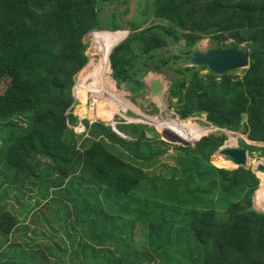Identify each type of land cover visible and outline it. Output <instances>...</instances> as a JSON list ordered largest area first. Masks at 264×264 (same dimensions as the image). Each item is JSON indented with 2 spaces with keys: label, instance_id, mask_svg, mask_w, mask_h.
<instances>
[{
  "label": "trees",
  "instance_id": "obj_1",
  "mask_svg": "<svg viewBox=\"0 0 264 264\" xmlns=\"http://www.w3.org/2000/svg\"><path fill=\"white\" fill-rule=\"evenodd\" d=\"M112 1L0 0V85L8 80L0 93V195L10 199V191L21 193L13 196L16 205L0 201V235L7 242L18 222L6 209H18L23 216L32 211L21 200L25 190L43 199L51 193L82 197V205L91 210L95 203L87 201L100 194L103 209H109L112 195L162 194L158 198L165 202L157 198L149 207L151 221L159 223L151 233L153 252L160 257L155 264H264V212L248 210L257 189L255 202L264 206V173L257 177L251 168L212 165L211 155L227 140L224 134L208 135V128L188 122L173 125L167 131L195 144L173 147L177 166L162 180L158 173L166 168L159 165L169 148L158 135H146L148 129L153 131L148 125L85 121L86 133L73 129L84 122L73 114V88L89 61L85 39L91 32L107 31L95 36L100 60L107 61L114 47L112 78L118 87L126 84L135 93L146 88L149 72L169 64L170 58L158 56L168 45L167 37L184 40L187 61L193 47L210 38L217 49L248 51L249 67L241 77L235 71L217 75L206 66L176 68L169 107L180 119L205 114L212 127L240 132L264 145V0H141L125 38L118 32L125 28L119 13L112 11L102 19L103 6ZM88 74L79 81L103 73L98 67L93 77ZM78 84L76 94L84 98L87 91ZM110 85L108 79L107 88L118 95ZM117 111L111 107L109 116L116 118ZM229 143L235 146L236 140ZM239 144L250 157L254 152L264 156V147L244 140ZM52 203L64 204L55 200L48 206ZM170 236L183 246L175 256L168 252ZM22 249L18 258L31 264L33 252ZM130 257L103 264L154 261ZM71 263L95 260L90 254L86 261Z\"/></svg>",
  "mask_w": 264,
  "mask_h": 264
},
{
  "label": "crops",
  "instance_id": "obj_2",
  "mask_svg": "<svg viewBox=\"0 0 264 264\" xmlns=\"http://www.w3.org/2000/svg\"><path fill=\"white\" fill-rule=\"evenodd\" d=\"M172 153L176 154L175 151ZM171 163L177 166L175 162ZM163 164L168 163L162 160L160 165L164 167ZM17 192L19 194L13 191L10 199L1 198L0 195L1 203L14 202L16 205L13 196L21 195L20 191ZM25 192L26 195L20 198L30 204L32 211L23 216L18 209H6L18 222L7 242L0 235V264H22L23 260L18 258L22 248L33 252L31 264H72L71 261L75 259L88 260L90 254L95 264L112 263L129 256L154 258V261H144L143 264H155L160 259L153 252L151 235L152 229L158 227L159 223L157 220L151 221L149 207L162 194L138 192L129 197L118 198L112 195L109 209H103L104 197L100 194L87 201L95 203L91 210L82 205L85 202L82 197L72 198L67 194L51 193L43 199L34 192ZM55 200L64 204L60 206L52 203L48 206ZM73 201L81 204L73 206L70 204ZM255 201L256 195V205ZM138 234L143 240L140 243L143 246L139 248V244L134 243ZM168 248L169 254L175 256V251L182 250L183 246L179 239L170 236Z\"/></svg>",
  "mask_w": 264,
  "mask_h": 264
},
{
  "label": "rangeland",
  "instance_id": "obj_3",
  "mask_svg": "<svg viewBox=\"0 0 264 264\" xmlns=\"http://www.w3.org/2000/svg\"><path fill=\"white\" fill-rule=\"evenodd\" d=\"M143 1H147V0H143ZM139 2H141V0H113L112 2H109L105 6H103V9L101 11L102 19L105 20L106 18H108L111 15L112 11H116L117 13H119L123 23L125 24V28L118 32L122 35L123 38H125L131 32L130 29L131 26L129 23L135 20L137 10L140 7ZM155 23L162 24L163 22L155 21ZM102 32H107V31H100V32L94 31L86 36L85 39L87 46L86 54L89 57V61L86 64V66L75 77V85L73 88V95L75 99V103L73 106V114L79 120H84V122L82 121L78 122L79 127H84V125L86 127L85 121H88L90 124L95 122H101L106 126H112L114 124H122V123H130V124L142 123L148 125L149 128H153V131L148 129L146 135L149 136V138L151 139L154 138L156 135H158L161 140L167 143V146L170 151L169 154L167 155L165 154L162 158L163 162L167 161L168 164H163L165 165L164 167L162 165H159V169L166 168V170L164 169L165 170L164 172L160 171L158 173V175H160L162 180L170 178V176L166 172L170 168L175 167L171 163L173 161L171 159V155L174 154L172 153L173 147L174 146L186 147L189 145L193 146L195 144L190 141L191 140L190 138H189L190 141L189 142L187 140L188 138L187 136L183 138H178L173 134V132L167 131L175 124L182 125L188 122L194 125L196 124L198 126L208 128L210 130L208 135L212 133L215 135L224 134L227 137L226 141L229 142L233 139L236 140V143H239V140H244L247 143L250 142L249 140H247L246 136L240 132H233L226 129L219 130L215 127H212L206 121V116L204 114H201L196 117H190L188 119H180L179 117H177L178 115L175 111V108L169 107L168 89L173 83V79L175 77V69L189 66V61L186 60V56H185V48L183 47V45H185L184 40L173 42L169 37H167L168 45L158 52V56L159 57L165 56L170 58L169 64L163 67L160 71L149 72L144 78L146 84L149 83L150 79L155 78L160 80L165 86L162 103L160 105H155L154 103H152L150 99L148 87H146L140 93L132 92L130 90V87H128L126 84H122L120 87H118L116 81L112 78L111 69L110 72L107 73L106 75L107 78L111 80L112 85L110 86L112 87V90L115 89L118 95H116V93L112 92L109 88H107L108 79L106 81L105 80L106 76L104 75L107 69L110 68V54H111L110 52H112V49L114 47H112V49L110 50L107 61L100 60V53L95 46V36L101 34ZM215 46H216L215 42H213L210 38H206L200 40L193 47V50L206 51L208 49L215 48ZM242 46H244V44ZM174 55H179V58L175 59L173 57ZM158 60L159 59H157V61ZM98 67H101L103 73L102 76H100L98 79L92 81L90 80L88 81L87 79L79 81L80 76L86 75L87 73H89L88 75L90 77H93L94 72ZM207 72H208L207 70L202 71V73H207ZM233 74L235 76L241 77L243 73L242 70H236ZM77 84L80 89L87 91V93L85 92L86 96L84 98L78 97V95L76 94ZM7 85H8V80H4L0 85V93H4V91L7 88ZM172 102L175 103L176 99H173ZM111 107L118 108V111L116 113V118L113 116L112 117L109 116V111ZM177 120H180V122ZM177 122H179L180 124H178ZM79 130L81 129L78 128L77 131ZM79 135L82 134L79 133ZM256 145L260 147H264V145L262 144H256ZM217 151H215L211 155L210 158L211 163H213L216 167L220 166V168H225V169L236 168L230 162L224 160L223 156L219 155ZM263 160H264V156L260 157L259 154L254 152L253 156L250 159L251 163L249 162V167L252 170H254L257 165L256 163L263 162ZM255 174L258 177L257 175L258 173ZM14 192L19 194V192L17 191ZM9 195H13V191H10ZM255 207L256 209H258V211L264 212L263 209L264 206H258L256 203ZM141 242L143 243V240L141 241V238L138 234L134 240V243L139 244L137 245V248L143 246L140 244ZM204 249L205 248L202 246L203 251H200L201 255H203ZM185 263H189V261L187 262L181 261V264H185ZM190 264H200V261L193 260V263L192 261H190Z\"/></svg>",
  "mask_w": 264,
  "mask_h": 264
},
{
  "label": "water",
  "instance_id": "obj_4",
  "mask_svg": "<svg viewBox=\"0 0 264 264\" xmlns=\"http://www.w3.org/2000/svg\"><path fill=\"white\" fill-rule=\"evenodd\" d=\"M249 65H250V58L248 51H244L242 49H235V48H228V49L212 48L206 51H194L189 60V66L191 67L206 66L209 68V70H211L213 73L217 75H223L227 72L236 71V70H243L248 68ZM110 69L112 71L111 63H110ZM146 85H147L146 87H148V91L152 103H154L155 105H160L162 103V98L165 91L164 84L160 80L154 78V79H150L149 83ZM249 143L256 145V143H253L251 141ZM217 153L223 156L224 160L230 162L236 168L239 167H244L246 169L250 168L249 160L251 159V157L249 155V152L247 149L243 148L239 143H236L235 146H232L230 145L229 141H226L224 142V145L218 149ZM252 172L254 174L259 172L264 173V163L259 162L255 167V169L252 170ZM256 193L257 191L255 192V195ZM248 210L258 211L254 203L253 206L250 207Z\"/></svg>",
  "mask_w": 264,
  "mask_h": 264
},
{
  "label": "built area",
  "instance_id": "obj_5",
  "mask_svg": "<svg viewBox=\"0 0 264 264\" xmlns=\"http://www.w3.org/2000/svg\"><path fill=\"white\" fill-rule=\"evenodd\" d=\"M78 128L81 129V130L77 131ZM73 129H74V131H75L77 134H79V133H80V134H84V133H86V131H87L85 125H84L83 128H80L79 125H78V126H76V127H73Z\"/></svg>",
  "mask_w": 264,
  "mask_h": 264
},
{
  "label": "bare ground",
  "instance_id": "obj_6",
  "mask_svg": "<svg viewBox=\"0 0 264 264\" xmlns=\"http://www.w3.org/2000/svg\"><path fill=\"white\" fill-rule=\"evenodd\" d=\"M109 72H110V68L107 69V71L105 72V75H104V76H106V79H105L106 81H107V79H108L106 74L109 73ZM88 81H89V80H88ZM179 122H180V121H179ZM179 122H177V123L180 124ZM80 128H83V127H80ZM257 175H259V173H258Z\"/></svg>",
  "mask_w": 264,
  "mask_h": 264
}]
</instances>
